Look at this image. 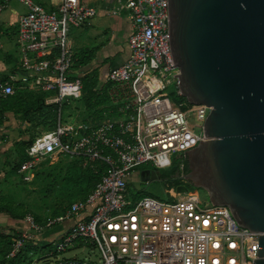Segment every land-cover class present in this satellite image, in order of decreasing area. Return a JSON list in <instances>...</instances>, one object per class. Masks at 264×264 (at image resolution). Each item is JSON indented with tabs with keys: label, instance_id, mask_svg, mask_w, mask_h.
Instances as JSON below:
<instances>
[{
	"label": "built area",
	"instance_id": "obj_1",
	"mask_svg": "<svg viewBox=\"0 0 264 264\" xmlns=\"http://www.w3.org/2000/svg\"><path fill=\"white\" fill-rule=\"evenodd\" d=\"M11 1L27 9L18 20L17 45L21 67L33 73L35 87L56 93L57 102L81 99L83 80L71 77L74 53L67 40L72 28L95 16V9L83 0H62L55 11L33 0H0V14ZM118 4L133 24L129 56L107 77L124 96L120 116L96 125L59 123L28 147L18 174L31 183L41 161L60 156L81 158L85 167L103 163L105 171L85 199L72 202L45 225L27 215L31 232L13 239L9 257L27 240L77 218L58 238L56 252L88 247L95 254L63 256L57 264H250L257 259L259 232L241 227L228 207H202L199 195L190 191L175 200L181 196L175 188L167 190L174 198L169 202L132 198L129 186L137 168L171 169L174 160L185 159L201 142L211 107L182 100L180 69L170 52L169 0ZM1 39L0 33V48ZM14 93L12 84L0 82V97ZM178 166L183 170L184 162Z\"/></svg>",
	"mask_w": 264,
	"mask_h": 264
},
{
	"label": "water",
	"instance_id": "obj_2",
	"mask_svg": "<svg viewBox=\"0 0 264 264\" xmlns=\"http://www.w3.org/2000/svg\"><path fill=\"white\" fill-rule=\"evenodd\" d=\"M169 34L181 95L211 107L176 193L202 188L259 232L250 264H264V0H169Z\"/></svg>",
	"mask_w": 264,
	"mask_h": 264
},
{
	"label": "crops",
	"instance_id": "obj_3",
	"mask_svg": "<svg viewBox=\"0 0 264 264\" xmlns=\"http://www.w3.org/2000/svg\"><path fill=\"white\" fill-rule=\"evenodd\" d=\"M33 1L43 6L47 11L57 10L62 2V0ZM82 3L84 6L95 9L96 14L86 24L74 27L69 32L67 44L73 51L77 61L76 67H73L71 77H80L84 82L91 83L89 88H92L101 96V99L105 100L98 107V110L103 111L101 121L107 118H117L120 116L119 110L125 99L120 89L112 85L110 86L107 77L111 70L122 65L129 56L128 39L133 33L132 20L126 9H119L118 0H83ZM26 11L27 9H24L22 4L11 1L0 14V33L2 38V47L0 48V79L7 78L8 81L6 82L12 84L15 89L31 92L32 95H44L46 105H59L57 125L59 123H73L72 121L74 120V122L91 125L100 123V120L91 116L88 110L83 107L79 102L80 99H77L78 103L75 105H71L69 100L57 102L56 93L37 89L32 82L34 79L33 73L31 72L30 74L21 67L20 51L17 45L18 20ZM82 92L84 96L85 89ZM67 105L71 106L68 111L70 118L64 122L61 114ZM88 115L91 117L88 118ZM49 131L48 127L43 124L33 126L26 121L22 122L11 112L6 113L5 120L0 125V196H4V200H2L3 204H12L16 200L13 180L11 178L3 180L7 174L5 172L7 154L14 151L15 142L20 140H35L39 135ZM62 159L71 160L73 158L64 156ZM137 177H139V170L133 173L130 180L131 185L138 179ZM77 200H73L70 203ZM5 201H10V203ZM18 211H20L19 208L13 211V213H17ZM59 215L61 214L57 216ZM52 218L41 217L42 222L38 223L44 224L45 221L47 222ZM76 220L78 219L67 220L36 235L34 239L35 244L38 245V243L41 244L54 238L58 239L64 232L63 230H67ZM0 225L5 228V232L8 230L10 233L31 232L29 224L24 219L15 218L7 211L0 212ZM29 255H31V252Z\"/></svg>",
	"mask_w": 264,
	"mask_h": 264
},
{
	"label": "rangeland",
	"instance_id": "obj_4",
	"mask_svg": "<svg viewBox=\"0 0 264 264\" xmlns=\"http://www.w3.org/2000/svg\"><path fill=\"white\" fill-rule=\"evenodd\" d=\"M24 9H26L25 6ZM173 90L176 91L175 85L170 88L171 92H173ZM175 91L174 94L176 95ZM184 99L185 98H182V100ZM69 102L71 105L78 103L77 100L73 99H70ZM69 107L71 106L67 105L62 110L61 118L64 122L70 118L68 116ZM62 157L64 156L41 161L38 164L35 178L31 183L24 182L18 172L9 173L10 176H6V178H11V180H13L16 194V205L14 208H19L21 211L25 212L21 217L24 221H26V216L29 214L32 216H39L40 218H52L55 213L64 210L71 201L82 198L83 191L80 190L79 187L84 184L88 174H84L81 167H78V162L74 160H63ZM183 162L184 158L176 159L174 160V166ZM145 166L149 167L150 165ZM70 170L76 178L77 185L75 187L71 182L73 176L70 175ZM158 172L170 174V169H162L158 170ZM137 178L138 179L131 185V196L133 199L150 197L162 202H169L174 199L168 194L167 190L169 188L163 181H153L149 183L139 180V177ZM170 190H173V188ZM189 191L199 195L202 200V207H210L212 205L208 193L204 189L190 186ZM184 195L185 194H181V196L175 198V200ZM9 196L11 197L10 194ZM57 243L58 239L56 238L41 244L38 243V245L31 243V255H29L22 264L30 263V261L34 264H57V259L63 256H77L82 258L89 253L92 255L95 254V251L88 247L57 253Z\"/></svg>",
	"mask_w": 264,
	"mask_h": 264
},
{
	"label": "trees",
	"instance_id": "obj_5",
	"mask_svg": "<svg viewBox=\"0 0 264 264\" xmlns=\"http://www.w3.org/2000/svg\"><path fill=\"white\" fill-rule=\"evenodd\" d=\"M77 61L74 57V65L73 67H76ZM8 81L7 78L0 79V82H6ZM110 86L112 85L109 83ZM89 85L91 83H86L83 80V91L84 96L82 94L81 99L79 102L83 105V107L88 110L89 114L91 116L96 117V119L100 120L103 118V111L98 110V107L105 101L101 99V96L94 91L92 88H89ZM83 93V92H82ZM41 94V93H40ZM186 100V99H184ZM13 113L14 116L18 119H20L22 122H28L33 126L43 124L46 127H48V130H53L56 128V125L58 123V115H59V105L53 104V105H46L44 102V95H32L31 92L25 91V90H16L13 95H9L6 97H0V125L3 124L6 113ZM91 116L88 115V118ZM86 118V119H88ZM101 121V120H100ZM98 121V122H100ZM34 139L30 141L20 140L15 142L14 144V151L9 152L6 156V171L7 174L5 175L8 177L9 173H16L18 172L19 168L27 160V149L28 147L33 143ZM71 160H74L79 163L78 167H81L84 174H88L86 176V180L82 186H78L80 190L83 192V196L80 199H85L88 194L93 190L96 183L101 179V176L103 175L105 171V164L102 163H89L86 167L82 165V159L81 158H73ZM150 164H144L137 168V170L143 169ZM145 166V167H144ZM76 167V166H75ZM149 167L155 169L152 165ZM179 170L182 173H185L188 171L187 162L184 159V168L183 170H180V167L173 166L170 169L171 174H175V172ZM70 175L73 176L71 178V182L73 186L75 187L76 184V178L73 173ZM129 191L131 193V184L129 186ZM4 200V196H0V203ZM10 203V202H9ZM0 204V212L7 211L9 214H11L15 218H21L25 212L18 211L17 213H13L18 208L15 207V203H6L1 205ZM71 204V203H70ZM68 204L64 210L61 212L55 213L54 217H56L58 214L64 213L68 207L70 206ZM35 220L37 222H42V219L38 216H34ZM46 221L44 224L45 225ZM20 232H13L10 233L9 231L5 232V228L0 225V264H22L25 259L29 256V253L31 252V243H35L34 239H29L26 241L24 247L16 254L14 257H9V254L12 250L13 246V239L19 235ZM27 264H32L30 263Z\"/></svg>",
	"mask_w": 264,
	"mask_h": 264
},
{
	"label": "flooded vegetation",
	"instance_id": "obj_6",
	"mask_svg": "<svg viewBox=\"0 0 264 264\" xmlns=\"http://www.w3.org/2000/svg\"><path fill=\"white\" fill-rule=\"evenodd\" d=\"M149 170H153V168L145 167V168L139 170L140 180H142L143 182H148L147 179L149 177H148L147 171H149ZM159 178L164 181V183L168 186L169 189L176 188V186L184 183V181L177 178V171L175 172V174H171V173L165 174V173L159 172ZM186 185L190 190L191 185L190 184H186Z\"/></svg>",
	"mask_w": 264,
	"mask_h": 264
}]
</instances>
